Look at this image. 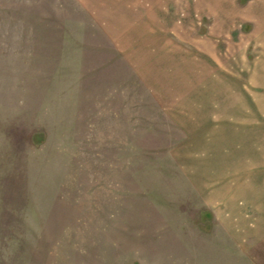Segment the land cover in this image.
Wrapping results in <instances>:
<instances>
[{
	"label": "rangeland",
	"instance_id": "374dc122",
	"mask_svg": "<svg viewBox=\"0 0 264 264\" xmlns=\"http://www.w3.org/2000/svg\"><path fill=\"white\" fill-rule=\"evenodd\" d=\"M0 264H264V0H0Z\"/></svg>",
	"mask_w": 264,
	"mask_h": 264
}]
</instances>
